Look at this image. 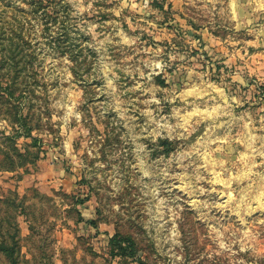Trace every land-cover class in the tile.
Returning a JSON list of instances; mask_svg holds the SVG:
<instances>
[{
    "label": "rangeland",
    "instance_id": "rangeland-1",
    "mask_svg": "<svg viewBox=\"0 0 264 264\" xmlns=\"http://www.w3.org/2000/svg\"><path fill=\"white\" fill-rule=\"evenodd\" d=\"M64 3L83 52L43 48L46 88L19 100L37 159L0 172V264H140L117 232L145 264H264V0Z\"/></svg>",
    "mask_w": 264,
    "mask_h": 264
},
{
    "label": "trees",
    "instance_id": "trees-1",
    "mask_svg": "<svg viewBox=\"0 0 264 264\" xmlns=\"http://www.w3.org/2000/svg\"><path fill=\"white\" fill-rule=\"evenodd\" d=\"M0 10V108L6 104L11 106L10 101L19 105L16 111L12 110V115L4 116L11 120L12 128L9 134L3 131L0 135V172H15L37 159V156L27 149L22 152L18 148L17 140L22 137L31 138L35 128H38L39 118L34 124L30 117L31 103H24L22 108L19 100L24 96H34L37 91H35L36 87L32 86H38L42 88L41 90L46 88V85L42 83L41 75L45 60L44 57L42 58V49L51 51L59 58L68 56L69 59L74 60L82 54L83 47L77 42L74 43L71 37L70 28L67 25L70 11L64 0H0ZM16 10L21 17L15 15ZM9 11H12L11 21L2 17ZM32 19L36 21L40 33L41 41L37 45L33 44L29 34ZM35 62H38L41 71L38 72L35 69ZM29 80H33L34 84H30ZM158 82L162 86L166 84V81L160 77ZM33 140L34 144L36 139ZM161 143L163 146H170V150H173L172 141L166 139L161 140ZM77 202L80 205L84 201ZM79 214L81 217V213ZM90 224L97 226L94 221ZM18 238L19 227L17 226L16 233L10 238L11 244L1 242L0 250L11 257L17 251ZM109 245L113 256L133 259L140 264H145L141 258H138L141 249L131 235L117 232L110 238Z\"/></svg>",
    "mask_w": 264,
    "mask_h": 264
}]
</instances>
